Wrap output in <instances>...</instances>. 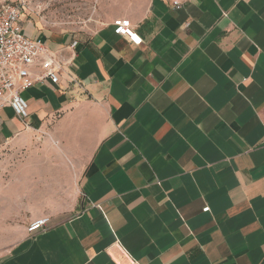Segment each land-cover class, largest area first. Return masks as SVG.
<instances>
[{
  "label": "crops",
  "instance_id": "1",
  "mask_svg": "<svg viewBox=\"0 0 264 264\" xmlns=\"http://www.w3.org/2000/svg\"><path fill=\"white\" fill-rule=\"evenodd\" d=\"M99 9L81 35L20 14L63 71L0 110V264H264V0Z\"/></svg>",
  "mask_w": 264,
  "mask_h": 264
},
{
  "label": "built area",
  "instance_id": "2",
  "mask_svg": "<svg viewBox=\"0 0 264 264\" xmlns=\"http://www.w3.org/2000/svg\"><path fill=\"white\" fill-rule=\"evenodd\" d=\"M22 0H0V110L9 108L20 121L28 117L27 104L21 97L37 83L46 80L58 83L62 65L51 55L46 43L26 37L20 26ZM176 8L179 3L173 2ZM114 33L127 40L131 45L140 46L141 38L124 21L113 23ZM76 43L70 47L74 48ZM39 63L41 73L31 74L30 69ZM71 81L73 79L70 78ZM48 218H41L28 224L26 232L33 235L44 230Z\"/></svg>",
  "mask_w": 264,
  "mask_h": 264
},
{
  "label": "rangeland",
  "instance_id": "3",
  "mask_svg": "<svg viewBox=\"0 0 264 264\" xmlns=\"http://www.w3.org/2000/svg\"><path fill=\"white\" fill-rule=\"evenodd\" d=\"M23 14L48 31L85 34L97 28L103 14L99 0H22Z\"/></svg>",
  "mask_w": 264,
  "mask_h": 264
}]
</instances>
